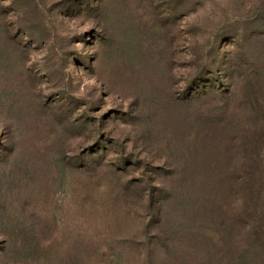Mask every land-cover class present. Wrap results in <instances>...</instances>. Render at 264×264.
I'll return each mask as SVG.
<instances>
[{
	"label": "rangeland",
	"instance_id": "rangeland-1",
	"mask_svg": "<svg viewBox=\"0 0 264 264\" xmlns=\"http://www.w3.org/2000/svg\"><path fill=\"white\" fill-rule=\"evenodd\" d=\"M0 264H264V0H0Z\"/></svg>",
	"mask_w": 264,
	"mask_h": 264
},
{
	"label": "trees",
	"instance_id": "trees-1",
	"mask_svg": "<svg viewBox=\"0 0 264 264\" xmlns=\"http://www.w3.org/2000/svg\"><path fill=\"white\" fill-rule=\"evenodd\" d=\"M258 190H262V188H261V189L259 188ZM259 192H260V191H259Z\"/></svg>",
	"mask_w": 264,
	"mask_h": 264
}]
</instances>
